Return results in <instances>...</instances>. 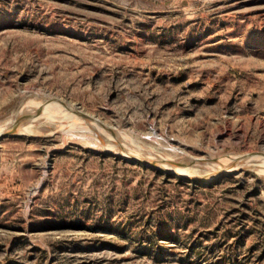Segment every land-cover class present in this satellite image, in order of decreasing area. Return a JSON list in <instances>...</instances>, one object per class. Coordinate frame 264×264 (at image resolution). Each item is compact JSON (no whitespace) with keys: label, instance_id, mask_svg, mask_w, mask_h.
Listing matches in <instances>:
<instances>
[{"label":"rangeland","instance_id":"rangeland-1","mask_svg":"<svg viewBox=\"0 0 264 264\" xmlns=\"http://www.w3.org/2000/svg\"><path fill=\"white\" fill-rule=\"evenodd\" d=\"M15 120L0 264H264V0H0Z\"/></svg>","mask_w":264,"mask_h":264},{"label":"water","instance_id":"water-1","mask_svg":"<svg viewBox=\"0 0 264 264\" xmlns=\"http://www.w3.org/2000/svg\"><path fill=\"white\" fill-rule=\"evenodd\" d=\"M17 120H18V119H17ZM19 122H20V121H16V120H15L14 123L9 127V129H7L6 131H4V132L0 135V137L8 136V135H10V134L16 132V131H17V128H18V125H19Z\"/></svg>","mask_w":264,"mask_h":264}]
</instances>
